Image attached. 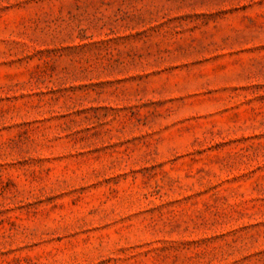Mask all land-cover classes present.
<instances>
[{"label": "rangeland", "instance_id": "obj_1", "mask_svg": "<svg viewBox=\"0 0 264 264\" xmlns=\"http://www.w3.org/2000/svg\"><path fill=\"white\" fill-rule=\"evenodd\" d=\"M0 264H264V0H0Z\"/></svg>", "mask_w": 264, "mask_h": 264}]
</instances>
